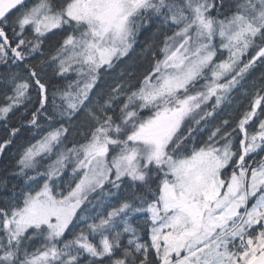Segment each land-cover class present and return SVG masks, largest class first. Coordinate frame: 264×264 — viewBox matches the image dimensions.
<instances>
[{
  "label": "snow or ice",
  "instance_id": "6c2138e0",
  "mask_svg": "<svg viewBox=\"0 0 264 264\" xmlns=\"http://www.w3.org/2000/svg\"><path fill=\"white\" fill-rule=\"evenodd\" d=\"M0 264H264V0H0Z\"/></svg>",
  "mask_w": 264,
  "mask_h": 264
},
{
  "label": "trees",
  "instance_id": "16d2710c",
  "mask_svg": "<svg viewBox=\"0 0 264 264\" xmlns=\"http://www.w3.org/2000/svg\"><path fill=\"white\" fill-rule=\"evenodd\" d=\"M3 167V163L2 162H0V168H2Z\"/></svg>",
  "mask_w": 264,
  "mask_h": 264
}]
</instances>
